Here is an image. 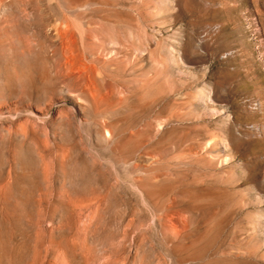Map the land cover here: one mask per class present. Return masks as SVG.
Segmentation results:
<instances>
[{"label":"rangeland","instance_id":"374dc122","mask_svg":"<svg viewBox=\"0 0 264 264\" xmlns=\"http://www.w3.org/2000/svg\"><path fill=\"white\" fill-rule=\"evenodd\" d=\"M0 264H264V0H0Z\"/></svg>","mask_w":264,"mask_h":264},{"label":"bare ground","instance_id":"6f19581e","mask_svg":"<svg viewBox=\"0 0 264 264\" xmlns=\"http://www.w3.org/2000/svg\"><path fill=\"white\" fill-rule=\"evenodd\" d=\"M66 63H67V62H66ZM69 63H70V62H69ZM66 65H67V64H66ZM70 65H72V64H70ZM40 158L43 159L42 155H40Z\"/></svg>","mask_w":264,"mask_h":264}]
</instances>
